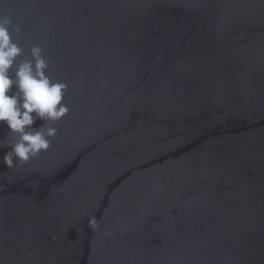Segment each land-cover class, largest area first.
I'll use <instances>...</instances> for the list:
<instances>
[{
    "label": "water",
    "instance_id": "obj_1",
    "mask_svg": "<svg viewBox=\"0 0 264 264\" xmlns=\"http://www.w3.org/2000/svg\"><path fill=\"white\" fill-rule=\"evenodd\" d=\"M0 16L69 108L35 158L7 169L0 148V264H264V0H0Z\"/></svg>",
    "mask_w": 264,
    "mask_h": 264
},
{
    "label": "clouds",
    "instance_id": "obj_2",
    "mask_svg": "<svg viewBox=\"0 0 264 264\" xmlns=\"http://www.w3.org/2000/svg\"><path fill=\"white\" fill-rule=\"evenodd\" d=\"M21 30L22 25L0 16V127L6 130L0 148L8 149L2 156L7 169L46 151L50 138L57 133L51 125L69 111L63 103L67 85L47 74L49 60L42 47L32 45L30 58L18 60L24 49L13 41L12 33ZM37 120L42 123L34 127ZM88 225L93 230L100 227L95 217L88 220ZM103 235L110 233L105 231ZM138 255L142 257L143 250Z\"/></svg>",
    "mask_w": 264,
    "mask_h": 264
}]
</instances>
